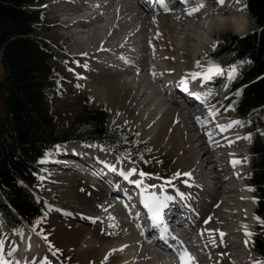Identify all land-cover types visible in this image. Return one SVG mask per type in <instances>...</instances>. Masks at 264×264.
I'll return each instance as SVG.
<instances>
[{"label": "bare ground", "instance_id": "obj_1", "mask_svg": "<svg viewBox=\"0 0 264 264\" xmlns=\"http://www.w3.org/2000/svg\"><path fill=\"white\" fill-rule=\"evenodd\" d=\"M70 1H60L53 5L58 6L60 14L65 16L64 22L59 20L58 24L64 30L63 37L67 39L69 49L73 53L80 51L77 57L83 58L82 73L86 82L91 85V90L95 87L98 97L109 99L124 116H136L135 122L138 123L134 126L149 137L150 144L158 151L171 153L178 171L192 174L189 181L192 186L182 183L187 177H181L174 183L180 192L185 193V198H176L170 205L182 207L183 217H186V212L193 216L190 228L185 229L180 237L188 248H198V251L193 252L196 264H251L254 254L248 244L245 245L247 237L244 235L243 226L246 225L249 231L254 224L253 196L246 190L249 186L245 181V163L236 167L230 163L233 159H239L241 153L237 148L240 147V142L234 132L235 127L220 133L216 128L217 124L222 125L218 114L214 120L209 116V109L214 104L208 95L219 89V84L227 77L230 68L225 69V75L203 86L199 81L192 83L205 93L202 98L190 99L189 92L186 93V101L181 105L175 103L176 94L166 93V88L171 85L176 87L184 74L201 70L195 67V61L203 58L211 45V39L216 35L215 32L225 27H231L238 35L249 31L250 27L245 22L251 19L246 10L239 11L245 8L244 0H240L238 4L235 0H227L219 16L214 11L208 16H201L199 13L188 16L187 9L195 7L191 1L181 4L185 8L184 12L174 14L172 11L164 12L157 2L152 3L149 0H108L107 5L94 10V16L90 20L80 13L82 4H78L76 0ZM66 6L70 9L67 10ZM55 17L58 18L56 14ZM201 18L205 21H200ZM76 25L83 29L74 35L71 28ZM158 33L162 34V38L157 37ZM118 52H123L126 57H120ZM84 53L87 55H83ZM114 61L118 63L113 65ZM153 72L156 73L155 77ZM165 101L168 102L167 106H164ZM158 104L161 106L159 113L155 110ZM197 117L201 118L199 123ZM204 121L209 122L207 127L204 126ZM206 131L214 133L220 146L210 142L205 135ZM228 141L234 143L228 146ZM70 148L74 150L69 153L67 150L57 151L50 164L55 161L57 166L64 165L60 169H74L79 172L71 164L80 163L69 157L76 156V151L81 148L75 143ZM86 149L89 152L82 158L88 163L98 156L105 158L102 166L108 170L107 164L117 168L116 172L109 170L113 176L119 177V171L122 168L128 169L132 163V160L123 161L114 152L97 145L86 146ZM56 154L63 155L58 157ZM204 174L213 179L207 189L200 185ZM59 176L63 179L65 175L63 173ZM149 183L159 185L162 181L155 179ZM102 185L99 189L96 188L100 195H96L100 199L96 211L100 214H95L93 218L89 215L87 220L90 225L92 219L100 217L105 227L110 230L109 233H116L113 235L114 240L122 238L120 242L116 240L111 245L101 244L98 238H94L96 234L93 236V231L92 235L85 233V226L80 222H72L71 218L67 219L61 214L55 225L56 237L47 233L43 235L37 229L33 231L29 226L27 232L34 234L39 244L30 247L25 241V252L20 253L17 250L11 259L14 262L20 261V264H41L42 258L48 256L47 250L53 249V242L60 241L61 244L66 243L70 249L79 245L76 254L84 264H102L105 256L110 253L107 264H115L116 260L121 261L117 264H171L165 259L166 249L159 251L155 248L156 244H150L139 235L136 216L115 201L114 196L119 195L118 191L124 187L122 183L110 189L108 185H112L111 181L104 180ZM91 186L96 187L93 182ZM167 191L175 196L173 188H168ZM64 208L58 210L66 215L71 212L69 208ZM113 217L114 220L110 219ZM208 218L211 220L205 223ZM113 223L118 227H109ZM209 229L225 233L223 242H220L218 233L214 232L217 243L211 244V237L206 232ZM121 248L122 251H114Z\"/></svg>", "mask_w": 264, "mask_h": 264}, {"label": "trees", "instance_id": "obj_2", "mask_svg": "<svg viewBox=\"0 0 264 264\" xmlns=\"http://www.w3.org/2000/svg\"><path fill=\"white\" fill-rule=\"evenodd\" d=\"M40 2L0 0V222L5 225H18L13 212L33 227L45 220V209L24 187H38L43 163L60 143L76 140L97 144L126 157L131 152L140 168L151 162L149 149L114 125L111 113L88 97L81 99L80 113L71 121L58 122L47 96L61 88L63 79L54 65L58 63L56 54L37 35L45 17ZM245 2L258 29L242 37L222 35L218 51L210 55L221 66L248 63L246 69L239 70L231 108L260 128L251 134L247 164L248 181L257 201L255 213L264 219V0ZM253 109L256 111L251 112ZM250 240L259 258L264 257V228Z\"/></svg>", "mask_w": 264, "mask_h": 264}, {"label": "rangeland", "instance_id": "obj_3", "mask_svg": "<svg viewBox=\"0 0 264 264\" xmlns=\"http://www.w3.org/2000/svg\"><path fill=\"white\" fill-rule=\"evenodd\" d=\"M38 4L40 5L42 4L41 6L45 9L46 15L44 17V24L39 26L40 30L37 35L41 40L46 42L51 47L52 52L56 54L58 63H54V65L59 70L58 73L59 77L63 79L61 88L55 91H51L50 94L47 96L48 105L49 107H51L54 114L57 116L58 122H63V120L66 118H68V121H71L73 116L80 113L81 99H83L84 97H88L93 101L95 105L104 107L111 113V117L114 125L116 124L117 126L121 127L123 130H127L128 135L136 136L137 141H139L141 144H144L146 148L151 150L149 154L151 162L148 165L149 167L148 171L150 173H152L154 176H160L165 179L172 177L173 174L178 171L176 163L174 162V156L168 152L164 153L160 150L158 151L150 144L148 139L149 137L144 133L142 134L141 130L136 129V127L134 126L135 124L138 123L135 122L137 121V118L135 119L136 116L134 115H130L128 117L127 115L124 116L121 110L115 109L116 107L114 106L113 103H111L109 99H106L104 97H98V94L95 92V90H97L95 87H92L94 89L91 90L90 88L91 85L86 82L85 77L82 73L83 58L77 57V55L80 54L79 52H77L78 54L73 53L69 49L68 41L63 37L64 30L60 29L61 26L58 24L59 20L58 18L55 17V14H53L54 7L52 6L51 0H41V2ZM250 19L253 22L251 20L250 21L246 20L245 22V24L249 26L250 29L248 32L244 33L243 35L235 34L234 31H232L231 27H225L222 30L215 32L216 35H214V38L211 41V45L207 50L211 51L212 45L217 41H219L222 35L230 34V35L244 36L248 33H251L252 31H255L257 29L256 23L254 22L252 17H250ZM247 67H248L247 63H245L242 66V68H247ZM1 76H2V68H0V78ZM238 80H239V73L237 71L235 79L229 80L227 78L226 80H222L221 85H219L218 87L219 89L212 91L208 96H210L213 101L214 106L212 109H214L218 113V117L222 125L226 126L233 121L241 122L240 125H234L233 127H235L234 132L236 136L242 138L249 136V134H251L254 131V128L257 130L259 126L249 125V121L240 118L231 109V103L233 100L232 89L233 86L238 82ZM77 85H79L81 89L78 92L76 91ZM156 100H158V97L156 98ZM159 108L161 110V106H159L158 104L155 109L158 113L160 112L158 111ZM60 129L61 128H59V132ZM239 142H240L239 144L240 147H238L239 149L237 148V150H239L241 153L239 155V159L243 160L244 158L247 157L249 153L250 140L239 139ZM74 143H78V142L70 141L59 146V148L65 146L61 150H66L67 148H70V146H73ZM55 151H57V149H55ZM67 152L69 153V151ZM53 154L54 151L50 153L49 158L45 162V165L43 167V172L41 173V183L39 187L38 188H32L29 186L24 187L25 192L32 199L37 201L48 213L47 218L44 220L41 226L37 228V230H39L38 232H40L43 235L47 233L49 236L52 237H54L55 235L56 237L55 225L56 222H58V216L62 214L67 219L71 218L70 220H72V222H78V223L80 222L81 225L85 226L84 227L86 229L85 233L89 232V235L93 234V236L96 234L94 238H98L97 240L101 244L109 243L111 245L114 244V241L116 240L117 242H120L122 238L118 237L116 238V240H114L113 238L114 236L109 233L110 230L107 229L103 224V220L100 217L98 218L99 215L97 216L98 219L94 218L95 222L90 223V225L87 220V218H90L89 215L92 216L93 218V216L95 217L97 214H100V212L98 213V211H96L98 200H100L99 199L100 195L96 188L99 189V186L101 184H95L96 187L92 188L91 182H88L86 179V175L79 174L76 171H74V169H63V168L60 169V167L64 165L57 166V162L55 161L54 163L50 164V161L54 160ZM56 155L60 157L63 154L62 155L56 154ZM98 157L101 158L102 160L101 163L105 164V158L100 156ZM133 166L136 167L138 171H140L135 163H131V167ZM58 169H60V172H57ZM244 169L246 171L245 181L250 188V185L247 180V173L249 167L246 166ZM63 173L65 176L63 179H60L59 175H62ZM136 177L139 179L138 175H136ZM150 180H155V179L154 178L146 179L145 184L146 185L152 184V183H148L150 182ZM176 181H174V183H176ZM96 195L99 196L96 197ZM57 205L59 206L61 205L62 208L65 207L64 209L69 208V210L71 211L69 212L70 215L68 213L67 215L63 214V212L58 210L61 207L59 206L57 207ZM253 208H254V203H253ZM94 210L96 211V213ZM14 216H13L14 219L19 218V216L15 213ZM254 217H256V215L252 214V219H253L252 221L254 224L251 226L249 232L255 234L256 232L260 231L261 226L258 224L257 220ZM14 228H15L14 223H12V226H5V227H3L2 224L0 223V237H7L8 243L6 246L8 247H10V245L12 246L13 243H18L20 239L21 230L16 231L14 230ZM22 228H26V227L24 226ZM102 237L105 238L102 239ZM246 239L248 240V237ZM65 244L66 243L61 244L60 241L58 243L53 242V247H52L53 249L47 250L48 256L46 257L52 259L54 261V264H64L63 262H59V259L57 258L58 256L63 258L65 257L66 259H68L69 260L67 262L68 264H84L83 261L78 259L76 254L78 251L77 246L79 247V245L70 249ZM84 244L86 243H83V245ZM248 246L253 252L254 257L258 258V255L252 249L250 241H248ZM56 249L60 250L57 253L58 256L57 255L53 256L52 253ZM120 262H121L120 260H116L115 264Z\"/></svg>", "mask_w": 264, "mask_h": 264}, {"label": "snow or ice", "instance_id": "obj_4", "mask_svg": "<svg viewBox=\"0 0 264 264\" xmlns=\"http://www.w3.org/2000/svg\"><path fill=\"white\" fill-rule=\"evenodd\" d=\"M156 2L161 6L162 10L164 12H171L172 9L169 7L167 0H156ZM190 0H180L181 4H188ZM214 2L221 7H224L227 4V0H214ZM240 0H235V3H239ZM206 7L205 4L201 3L195 7H191L187 9V15L188 16H193L199 12H201L204 8ZM245 8L239 9V11H244ZM155 23V21H153ZM158 38H162V34H157ZM243 39V38H241ZM221 42L217 41L212 45V52L215 53L218 51V47ZM155 50V49H154ZM83 55H87L84 53ZM246 61H238L236 63H233L232 66L230 67V70L227 71V78L229 80H233L236 77L237 74V67L240 64L245 63ZM84 67H87V65H84ZM195 67L197 69H201L199 71H191L184 76L181 77V79L177 82L176 86L183 92L189 93L190 92V84L195 83L199 81L201 86L204 84L212 81L213 79L225 75V69L221 67L220 62L218 59H215L213 56L209 54H205V56L201 60L195 61ZM153 77L156 76V73H152ZM77 87H80L77 85ZM240 92L238 91L236 95H239ZM218 113L214 109H209V116H211L214 120L215 116ZM197 122L199 123L201 121L200 117H197ZM208 121H204V126L207 127ZM240 121H233L230 124L224 126V125H216V128L219 130L220 133L226 132L228 129L233 127L234 125H240ZM138 135V134H137ZM206 136L209 137L210 142L216 143L217 146L219 145V142L215 140L214 133L212 131H206L205 133ZM237 139H246L250 140L251 139V134L246 137H238ZM234 143V141H228V146H231V144ZM89 147H92V145H89ZM56 149L59 150V146H56ZM148 151H151L150 149ZM131 152L127 153V158L131 160ZM234 155V154H230ZM140 160H143V156L141 155L139 157ZM247 161V158H244L243 160L240 159H233L230 161L233 167L239 166ZM132 163H135V161H132ZM147 163V161H145ZM109 170L116 172L117 168L115 165L107 164L106 165ZM119 175L125 180L128 181L131 184H134L137 189L140 190V202L142 203L144 209L147 210L148 213V218L153 226L154 229H157L160 234V238L163 240H167L168 236L170 235V230L167 226V224L164 222V212L165 210L169 207L170 202H173L176 198L184 199L185 198V193H182L179 191L178 188H176L174 181L179 180L181 177H187V179L183 180L182 183H184L186 186H192L189 181L192 179V174L191 172H180L177 171L176 173L173 174L172 177L170 178H163L160 176H154L153 174L150 173H145L144 171H138L136 167H131L128 170H120ZM138 175L139 179H131L132 176ZM157 179L161 180L162 183L159 185L156 184H151V185H146L145 180L146 179ZM159 188V193L155 191V189ZM168 188H173L175 190V196L171 195L168 193L167 189ZM247 191H255V189L252 188H247ZM253 203H257L256 199L253 198ZM107 211V209H105ZM70 215V213H69ZM258 224L261 226V228H264V219L260 217H254ZM110 219H115L110 218ZM211 220V218H208L205 220V223H208ZM95 222V219L93 220ZM40 221L37 220L36 224H39ZM109 227L116 228L118 227L117 224L113 223L110 224ZM245 228L244 235L248 237V240H245V245L247 246L248 241L251 239V237L254 235V233H251L247 231V226H243ZM33 231H36L35 228H33ZM207 235L211 237L210 243L215 245L217 243L216 236L213 235L214 232L218 233L220 242H223V237L226 235L223 232H219V230H206ZM111 235H115L116 233H110ZM205 233H201V235H204ZM39 235V233H38ZM46 239V237H45ZM8 241L7 237H0V264H20V261H13L11 258L15 255L17 252V247L16 246H10L7 247ZM51 247V246H50ZM124 247H127L125 245ZM123 248L117 249L114 251H122ZM59 249H56L52 255L56 256L57 253L59 252ZM111 255V253L109 254ZM109 255H106L104 258V261L102 264H107L109 260ZM175 257L178 258L180 261V264H196L195 257H193L187 249H177L174 253ZM41 264H53V262L48 258L44 257L42 258ZM251 264H264V257L260 258H253L251 261Z\"/></svg>", "mask_w": 264, "mask_h": 264}]
</instances>
